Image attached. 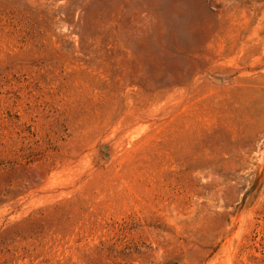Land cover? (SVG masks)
<instances>
[{
    "label": "rangeland",
    "instance_id": "1",
    "mask_svg": "<svg viewBox=\"0 0 264 264\" xmlns=\"http://www.w3.org/2000/svg\"><path fill=\"white\" fill-rule=\"evenodd\" d=\"M0 264H264V0H0Z\"/></svg>",
    "mask_w": 264,
    "mask_h": 264
}]
</instances>
